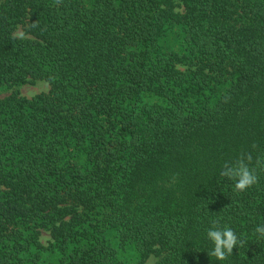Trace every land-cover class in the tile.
Here are the masks:
<instances>
[{
  "label": "trees",
  "instance_id": "1",
  "mask_svg": "<svg viewBox=\"0 0 264 264\" xmlns=\"http://www.w3.org/2000/svg\"><path fill=\"white\" fill-rule=\"evenodd\" d=\"M35 80L0 97V264H264V0H0V91Z\"/></svg>",
  "mask_w": 264,
  "mask_h": 264
},
{
  "label": "clouds",
  "instance_id": "2",
  "mask_svg": "<svg viewBox=\"0 0 264 264\" xmlns=\"http://www.w3.org/2000/svg\"><path fill=\"white\" fill-rule=\"evenodd\" d=\"M252 162L251 154H242L233 164L225 163L220 177H226L234 182L233 191L243 192L255 185L258 181L256 169L250 167ZM264 163L259 158L256 161L257 166ZM212 227L207 230V238L213 243L214 247L208 252L209 257H215L217 261H223L233 254V249L237 246H243V241L239 240L231 227H219V220L211 222ZM261 237H264V224L258 225L254 229Z\"/></svg>",
  "mask_w": 264,
  "mask_h": 264
},
{
  "label": "rangeland",
  "instance_id": "3",
  "mask_svg": "<svg viewBox=\"0 0 264 264\" xmlns=\"http://www.w3.org/2000/svg\"><path fill=\"white\" fill-rule=\"evenodd\" d=\"M14 91H18L22 96L32 99L40 94L48 93L50 91V85L46 81H29L21 86L14 88H4L0 91V97H6L13 93ZM42 240L45 244H48L50 241L49 233H45L43 235ZM158 262V258L153 256L148 259L147 264H156Z\"/></svg>",
  "mask_w": 264,
  "mask_h": 264
}]
</instances>
